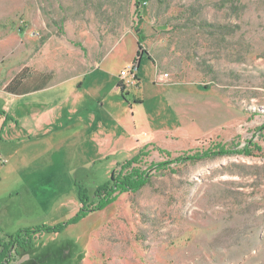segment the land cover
Returning a JSON list of instances; mask_svg holds the SVG:
<instances>
[{"label":"rangeland","instance_id":"1","mask_svg":"<svg viewBox=\"0 0 264 264\" xmlns=\"http://www.w3.org/2000/svg\"><path fill=\"white\" fill-rule=\"evenodd\" d=\"M22 69L41 112L0 162V244L34 233L9 264H264V0H0V83ZM146 144L165 169L68 222Z\"/></svg>","mask_w":264,"mask_h":264},{"label":"trees","instance_id":"2","mask_svg":"<svg viewBox=\"0 0 264 264\" xmlns=\"http://www.w3.org/2000/svg\"><path fill=\"white\" fill-rule=\"evenodd\" d=\"M137 39V59L135 60V62L139 64V60L142 56V52L140 51V43L142 38L139 34L137 35ZM143 53L147 52L143 50ZM25 79L26 75H24L22 69L8 82V84L5 86V90L17 94L27 92L28 87L24 86ZM137 80L139 81L138 77ZM45 83L36 85L32 87V89H40L45 85ZM118 86L121 89L124 88L120 81L118 82ZM146 148L147 144L143 146L130 159L124 161L123 163L117 164V168L113 171L110 180L106 184L99 186L94 191L91 200L90 197L86 195L82 187H80L78 192V198L80 203L79 211L77 212L76 216L70 219L68 222H75L79 218L86 215L88 212L103 208L106 204H108L114 199L116 193L135 192L139 190L143 185H145L149 181V169H165L164 166L168 165V161L157 162L155 164H152V166H150L149 168H142L141 166H139V163L141 162L142 158L148 155V150H146ZM202 155L196 154L193 156H178L174 158L173 161H176L175 163H181L187 160L190 161L201 159L203 157ZM64 224L52 227H42L37 229L36 231H57L58 229L62 228ZM31 232L34 233L31 230L24 229L19 230L14 234L6 235L8 239L0 244V264H9L14 261V257L19 256L22 253H26V248L28 246L27 238H29V234H31Z\"/></svg>","mask_w":264,"mask_h":264},{"label":"crops","instance_id":"3","mask_svg":"<svg viewBox=\"0 0 264 264\" xmlns=\"http://www.w3.org/2000/svg\"><path fill=\"white\" fill-rule=\"evenodd\" d=\"M95 62L96 61H93V63L90 64L88 69H86L83 72L80 73L74 72L71 75L70 74L63 75V76H59V78L57 77V79H53L51 81L52 82L51 85H53L54 82H61L70 77L90 71L97 64ZM8 82H6L5 85H2L0 83V99H2V105L0 107V158H4L6 160L5 163H10L12 160H16L18 157L22 159L23 150L21 149L22 147L21 141L25 140L26 137L30 134V132H32L29 130L31 128V124L29 126L25 124L23 125L22 122H20L21 119L27 120V122L31 121L32 123L34 122L35 118H39L41 112V109L35 107L30 102H26V101L25 103L22 102V100L26 97L25 93L17 94L6 91L5 86L8 84ZM50 83L42 88L51 86ZM118 87L119 86L117 85V89ZM14 106H16V109L13 110L12 108ZM95 120L96 119L93 118L91 123L92 122L95 123ZM92 129H95V127L91 128V130ZM44 133L45 132L43 131L42 128L40 129V132H37L36 135L34 136L41 137L45 135ZM15 142H18L19 144L16 145Z\"/></svg>","mask_w":264,"mask_h":264},{"label":"built area","instance_id":"4","mask_svg":"<svg viewBox=\"0 0 264 264\" xmlns=\"http://www.w3.org/2000/svg\"><path fill=\"white\" fill-rule=\"evenodd\" d=\"M137 69H138V64L137 62L135 63L134 61L131 63H128L126 66H124L120 72H119V81L121 82L122 86L125 87H132L138 84L137 80ZM167 74H162L159 73L157 75L158 80L165 81V76ZM1 163H5L6 160L4 158H0Z\"/></svg>","mask_w":264,"mask_h":264}]
</instances>
